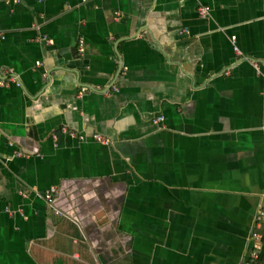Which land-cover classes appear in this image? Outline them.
I'll use <instances>...</instances> for the list:
<instances>
[{
    "label": "crops",
    "instance_id": "1",
    "mask_svg": "<svg viewBox=\"0 0 264 264\" xmlns=\"http://www.w3.org/2000/svg\"><path fill=\"white\" fill-rule=\"evenodd\" d=\"M0 79V264H244L264 240V0H0Z\"/></svg>",
    "mask_w": 264,
    "mask_h": 264
},
{
    "label": "built area",
    "instance_id": "2",
    "mask_svg": "<svg viewBox=\"0 0 264 264\" xmlns=\"http://www.w3.org/2000/svg\"><path fill=\"white\" fill-rule=\"evenodd\" d=\"M198 12L199 15L201 17H206L209 13V9L206 5L200 4L198 7ZM235 51L237 53H240L238 48L235 47ZM84 53V49H83V43L81 41L80 43V47H79V54L83 55ZM252 65L254 66V68H256L258 70V72H261V65H259L258 62L253 61ZM7 84V82L3 79H0V85L1 86H5ZM63 131H66V128H63ZM53 138L55 140H57L58 136L57 134H53ZM81 140L84 139V136L81 135L79 137ZM94 138L98 141H101L104 144H108L109 141L107 138L103 137L100 134H95ZM19 156H24V154L20 153ZM57 190L55 188L50 189L48 192H46L45 194V199L48 202L49 206L56 209L55 205H54V197L56 194ZM56 215H63L59 210H55ZM256 222L258 227H262L264 225V208H261L258 213H257V217H256ZM253 242H254V248L252 250L251 256L249 257V259L246 261V263L244 264H256L260 259H261V253H262V243H263V235L260 232H254L253 233ZM102 264V263H100Z\"/></svg>",
    "mask_w": 264,
    "mask_h": 264
},
{
    "label": "trees",
    "instance_id": "3",
    "mask_svg": "<svg viewBox=\"0 0 264 264\" xmlns=\"http://www.w3.org/2000/svg\"><path fill=\"white\" fill-rule=\"evenodd\" d=\"M263 234H264V231H263ZM257 264H264V253H263L262 257H261V260Z\"/></svg>",
    "mask_w": 264,
    "mask_h": 264
}]
</instances>
